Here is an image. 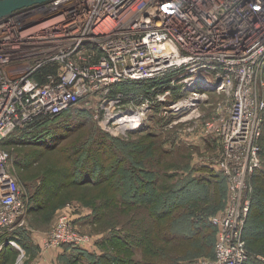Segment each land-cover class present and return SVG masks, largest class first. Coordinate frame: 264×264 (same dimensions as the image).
<instances>
[{"label": "built area", "instance_id": "1", "mask_svg": "<svg viewBox=\"0 0 264 264\" xmlns=\"http://www.w3.org/2000/svg\"><path fill=\"white\" fill-rule=\"evenodd\" d=\"M263 71L264 0H51L2 18L0 251L5 243L14 245L5 235L23 225L25 211L23 193L6 169L4 139L79 103H98L107 123L118 127L117 118H125L127 129H137L153 103L147 98L140 108H126L117 86L164 78L189 94L211 92L224 99L206 128L221 144L213 166L229 182L231 196L220 216L210 219L218 231L215 258L198 264L247 262L248 180L261 165ZM155 84L153 92L162 91V83ZM196 101L190 98L184 107ZM182 104L169 108L177 112ZM67 225L61 219L46 243L85 244Z\"/></svg>", "mask_w": 264, "mask_h": 264}, {"label": "rangeland", "instance_id": "2", "mask_svg": "<svg viewBox=\"0 0 264 264\" xmlns=\"http://www.w3.org/2000/svg\"><path fill=\"white\" fill-rule=\"evenodd\" d=\"M156 82L162 83L163 87L157 86L162 91L153 92ZM261 82L264 83V75ZM146 83H121L115 91L121 93L118 101L126 108H140L148 99L153 103L146 123L137 129L120 130L105 121L104 110L98 103L91 107L79 103L47 127L27 131L24 139L13 138H21V132L11 134L6 145V169L23 193L24 223L17 229L22 231L23 240L26 237L27 246L14 240L17 253L9 254L4 264H77L66 256L68 245L51 247L46 243L61 219L68 222L71 233L86 239L81 247L114 264H123L130 256L144 264H198L214 260L218 231L210 219L220 216L230 201L231 191L227 179L213 166L222 149L206 123L216 116L215 107L224 99L211 92L189 94L177 86V81L171 83V79L149 82L151 87ZM176 86L175 90L167 89ZM259 96L264 98V93L261 91ZM190 98L197 99L195 105L184 107ZM177 101L183 103L182 108L172 112L169 107L180 103ZM260 131V170L256 176L248 177V183L252 194L256 192L264 198L260 190L264 175L258 176L264 174V123ZM69 169L73 170V179ZM252 194L253 206L257 202H252ZM138 195L142 206L147 203L160 218L156 224L159 234H154L157 244L154 247L149 240V244H144V252L132 250L116 238L118 233L114 236L111 228L100 229L98 221L105 207L113 205L118 209L120 198L131 203ZM170 205L175 206L168 211ZM145 211L137 212L136 219L149 217ZM116 212L120 225L132 227L123 215L124 210ZM194 225L200 230H194ZM161 228L166 231L161 232ZM183 234L190 239L182 243L173 239ZM246 251L264 257V253L247 248Z\"/></svg>", "mask_w": 264, "mask_h": 264}, {"label": "trees", "instance_id": "3", "mask_svg": "<svg viewBox=\"0 0 264 264\" xmlns=\"http://www.w3.org/2000/svg\"><path fill=\"white\" fill-rule=\"evenodd\" d=\"M263 75H264V71H263ZM147 85L150 84L149 82L146 83ZM152 86V85H151ZM148 85V87H151ZM144 88V87H143ZM147 90V88H146ZM146 92V91H144ZM70 110L66 111V112H70ZM64 112V113H66ZM63 113V114H64ZM264 114V113H263ZM62 115V114H61ZM58 117V116H57ZM56 118V117H54ZM54 118H46V119H37L34 122L27 124L25 126H23L22 128H18L16 129L15 133L17 132H21V138H16L13 137L16 140H20V139H24V133H26L27 131H30L32 129L35 130H40L43 127H47L48 125H50L55 119ZM264 123V115L262 117V124ZM33 134V133H32ZM12 135L10 134L6 139H4V141L1 143V149L2 150H7L6 145H7V141L9 139V137H11ZM17 143V142H16ZM261 154V153H260ZM90 170V169H88ZM73 170L69 169L68 174L72 177V179L74 178V175L71 174ZM258 173V172H256ZM255 173V176L257 175ZM264 174L258 175V176H263ZM88 178V177H87ZM218 178L215 177V180H217ZM74 182V180H73ZM115 192H117V187H114ZM264 192V184L262 186V189H260ZM264 195V194H263ZM144 195L141 194V197H143ZM138 198L134 197L135 201L137 202H127L126 200H124L123 198H120L118 201V209L116 208L117 206L112 205V208H108L105 207L104 212L100 213V219L99 224H100V229H104L105 231L109 228L112 229V231H114V236L118 233V236L116 235V238L119 240H123L128 247H130L132 250L133 249H139L142 252H144L147 248V246H145L144 244H149V240L150 242H153V246L155 247V245L157 244L154 240H156V238L154 237V234H159V228L158 226L156 227L157 221L160 219L158 214H156L155 212L151 211L149 209V207H147L148 205L144 204V206H142V198H140V196H137ZM253 197V203L257 202V206L259 208V210L261 211V214H264V198L261 197V195L257 194L256 192H253L252 194ZM255 197V198H254ZM164 201V200H163ZM142 202V203H140ZM252 203V204H253ZM127 204V205H126ZM117 205V204H116ZM260 205V206H259ZM30 206H34L33 204ZM107 206V205H106ZM162 206V203H161ZM175 205H170L169 206V210L172 209V207ZM252 206V205H251ZM253 207V206H252ZM255 207V206H254ZM253 207V208H254ZM143 209H146L145 214L149 215L148 216H144L142 218H137L136 219V214L137 212L142 211ZM119 210H124L123 215L125 217H127L128 219L126 220L127 222L129 221L132 224V227H128V224H122L120 225V223L118 221H116L117 219V212ZM252 210V209H251ZM251 210H250V214L248 216L247 222H246V226L249 223V218L251 215ZM121 212V211H120ZM119 212V213H120ZM117 213V214H116ZM120 215V214H119ZM122 215V214H121ZM134 216V217H133ZM164 216V215H162ZM161 216V217H162ZM146 217L150 220H146ZM262 217H264V215H257L255 216V218H253L252 220H250L249 226H256L255 224L259 225L257 226L258 228H264V221L262 222ZM145 220V222H144ZM212 225V224H211ZM245 226V228H246ZM212 227H214L216 229L215 226L212 225ZM194 230L199 231L200 227H198V225H194L193 227ZM166 231L164 228H161V232ZM184 235V234H183ZM175 236L176 239L179 240L181 243L182 241L186 240V239H190V237H187L186 235L184 236ZM244 238H245V242H246V248L247 250H249L250 252H256V253H264V235L258 238H250L247 237L246 231L244 230ZM22 239H20V238ZM11 240H17V242L22 246V245H26V237L23 240L22 237V231L19 229H16L12 235V237L10 238ZM258 239V240H257ZM215 241H216V235H215ZM147 242V243H146ZM69 247L67 248V252H66V256L69 259H72V261L74 263L77 264H114L112 261H110L107 257L105 256H101L99 255H94L91 252H89V250L84 249L81 250L79 249V247L76 246H72V245H68ZM157 250V248H156ZM13 253H17V250L13 247V245L9 244V243H5L0 251V264H4L5 261H7V258L10 255H12ZM95 256V257H94ZM150 256V255H149ZM251 258H249V260L247 262H245L244 264H264L261 263L259 260H256V256L255 255H250ZM256 258V259H255ZM121 261V259H120ZM167 263V262H166ZM123 264H144V262L142 263H138L136 261V259H134V257L130 256L128 257L127 261H123ZM147 264H153V263H148Z\"/></svg>", "mask_w": 264, "mask_h": 264}, {"label": "water", "instance_id": "4", "mask_svg": "<svg viewBox=\"0 0 264 264\" xmlns=\"http://www.w3.org/2000/svg\"><path fill=\"white\" fill-rule=\"evenodd\" d=\"M51 0H0V20L14 12L44 4Z\"/></svg>", "mask_w": 264, "mask_h": 264}, {"label": "crops", "instance_id": "5", "mask_svg": "<svg viewBox=\"0 0 264 264\" xmlns=\"http://www.w3.org/2000/svg\"><path fill=\"white\" fill-rule=\"evenodd\" d=\"M253 207H252L251 215H250V218H249L250 220H252L253 218H255V216H257V215H262V216L264 215V214H261V211L259 210V208H258L257 205H253ZM250 220H249V223H250ZM249 223L247 224V226L245 228L247 237H250V238H258V237H261V236L264 235V230H262L261 228H258L257 227L259 225L255 224L256 226H254V225L253 226H249ZM13 233L14 232H10L8 235H5V237L6 238H10V237H12ZM31 239H32V241L35 240L33 238V236H31ZM77 247H79V249H81V250H83V248L86 249L85 247H81V246H77ZM257 256H259V255H257ZM256 260H258V259H256Z\"/></svg>", "mask_w": 264, "mask_h": 264}, {"label": "bare ground", "instance_id": "6", "mask_svg": "<svg viewBox=\"0 0 264 264\" xmlns=\"http://www.w3.org/2000/svg\"><path fill=\"white\" fill-rule=\"evenodd\" d=\"M118 120L116 121V124L120 125L117 128H119L120 130L125 129V127H129L131 126V124L126 123V119L125 118H117ZM125 122V123H122Z\"/></svg>", "mask_w": 264, "mask_h": 264}]
</instances>
